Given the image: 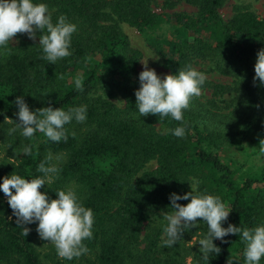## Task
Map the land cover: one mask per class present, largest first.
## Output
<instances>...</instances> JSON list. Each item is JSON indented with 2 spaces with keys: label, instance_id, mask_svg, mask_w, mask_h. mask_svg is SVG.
<instances>
[{
  "label": "trees",
  "instance_id": "obj_1",
  "mask_svg": "<svg viewBox=\"0 0 264 264\" xmlns=\"http://www.w3.org/2000/svg\"><path fill=\"white\" fill-rule=\"evenodd\" d=\"M227 1L0 0V264H264V18Z\"/></svg>",
  "mask_w": 264,
  "mask_h": 264
},
{
  "label": "rangeland",
  "instance_id": "obj_2",
  "mask_svg": "<svg viewBox=\"0 0 264 264\" xmlns=\"http://www.w3.org/2000/svg\"><path fill=\"white\" fill-rule=\"evenodd\" d=\"M235 0H228L226 5L221 9V13L224 17H228L231 14V5ZM249 1L252 5V9L262 18H264V0H246ZM176 9L191 11L193 8L188 5L178 6ZM155 11L160 12V8L155 7ZM123 31L127 34L133 47L139 49L142 53L139 65L137 67V75L142 80L147 83H151V80L154 77H160L164 80L170 78L168 71L162 66L161 59L153 51V49L148 45L145 37L134 27H130L127 24L122 25ZM37 30L35 27L26 21L22 16H18L15 20L13 26V31L9 37V40L12 44L19 43L24 40H37ZM212 79L219 82H226V78L218 74H213L210 76ZM2 150L0 149V159L3 156ZM259 164L261 161H257ZM149 167H155L154 161L148 164ZM51 178H48V180ZM69 193H76L74 189L69 187ZM21 213L29 216L30 213L27 211L26 206H21ZM34 217V213L32 214ZM184 212L175 213L170 216H164V221L167 222L166 229L169 231L173 230L174 226L179 225L182 222ZM32 217V216H31ZM68 241V240H67ZM66 238L63 234L58 235L56 238H51L44 240L42 235L38 237L37 249L41 254V258L45 261H48L49 258H56L62 262H72L75 263L82 262L84 257L81 256V253L74 249V247L67 244ZM200 241L199 237H193L188 244L195 245L196 242ZM201 242V241H200ZM193 251V250H191ZM187 261H192V257L187 256Z\"/></svg>",
  "mask_w": 264,
  "mask_h": 264
}]
</instances>
